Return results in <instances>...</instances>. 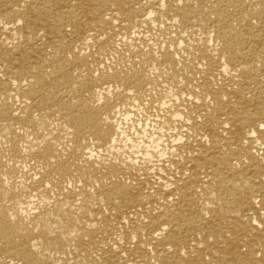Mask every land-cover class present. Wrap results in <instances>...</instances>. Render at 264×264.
Wrapping results in <instances>:
<instances>
[{
  "label": "bare ground",
  "instance_id": "obj_1",
  "mask_svg": "<svg viewBox=\"0 0 264 264\" xmlns=\"http://www.w3.org/2000/svg\"><path fill=\"white\" fill-rule=\"evenodd\" d=\"M0 264H264V0H0Z\"/></svg>",
  "mask_w": 264,
  "mask_h": 264
}]
</instances>
